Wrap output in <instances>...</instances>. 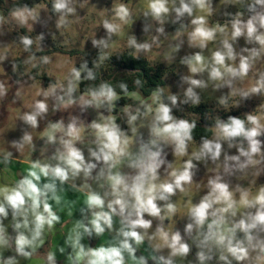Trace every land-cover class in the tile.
<instances>
[{
  "label": "clouds",
  "instance_id": "obj_1",
  "mask_svg": "<svg viewBox=\"0 0 264 264\" xmlns=\"http://www.w3.org/2000/svg\"><path fill=\"white\" fill-rule=\"evenodd\" d=\"M89 10L98 20L88 38L65 39L88 27ZM114 57L149 68L178 60L187 72L176 71L177 92L163 83L144 95V73L121 74ZM33 88L11 130L20 135L5 131L0 149V264H264V0H0V107ZM206 92L211 135L197 141L201 116L176 113ZM13 163L29 167L12 178Z\"/></svg>",
  "mask_w": 264,
  "mask_h": 264
},
{
  "label": "rangeland",
  "instance_id": "obj_2",
  "mask_svg": "<svg viewBox=\"0 0 264 264\" xmlns=\"http://www.w3.org/2000/svg\"><path fill=\"white\" fill-rule=\"evenodd\" d=\"M48 0H43L42 3H47ZM93 2H95V0H93ZM111 0H108V3L110 4ZM140 3H144L145 0H139ZM219 0H214V4L218 3ZM231 11H235L234 8L230 9ZM43 15V13H42ZM81 15H84V12L81 11ZM93 17H96L98 20V14L95 13L94 11L89 10L88 13V17L85 20V24L88 26L83 32L79 31V29L77 28V26H74V29L76 30H69L67 32H65L64 34V38L67 40L72 41L73 43L79 41V42H83L84 40H86L88 38V35L90 34L91 28L94 26V24L96 23V20L93 19ZM214 19H219V20H223V18L219 15L215 16ZM135 31L138 37H140L141 39H143V37L141 36V32H140V25L139 23H137L135 26ZM54 30V29H53ZM167 30L169 32H171L173 29L171 27H167ZM21 33H24L26 30L21 29L20 30ZM40 31H44V29H41L39 26L36 27V31L33 33V36L40 32ZM100 34H103V30H100ZM14 35V34H13ZM9 40L11 39V37L8 38ZM62 37H58V40H62ZM121 39H123V37H121ZM241 45H243V40L240 41ZM46 44L52 49V51H57V52H63V49L59 48V47H55V44L53 43V41L51 40V38L49 37L46 40ZM86 51L91 49V43L90 41L86 44L85 46ZM12 51L14 52V54L16 55V57L19 59L23 54L22 52V48L20 47H16L13 46ZM185 51H187V49H185ZM43 54V53H41ZM82 54V53H79ZM93 55H95V51H93L92 53ZM184 52H181L180 55H183ZM26 55V54H25ZM56 59L58 61H62L64 60V56L60 55L57 56ZM161 65L166 66L163 63H160ZM5 70L8 72L9 75H12L11 73V67H10V63L5 62V64L3 65ZM71 65L69 64L68 67H70ZM169 67V66H166ZM172 68V71L170 73H168V79L167 81H165V83H168L170 85H172V91L173 92H177L178 88L176 87V84L179 80V76L176 74V71L178 70L180 73H186L187 69L183 66H180L177 60V63L173 64L172 66H170ZM67 68H65L64 70H54L51 74V77H49V75L46 73L44 76L40 77L41 81H42V86L47 87L48 83L50 82L51 79L53 78H63L64 73L66 72ZM34 71V70H33ZM16 77L13 76V79H15ZM26 79V77H25ZM39 83V78L37 80V84ZM15 91V89H13V92ZM36 89L33 88L31 89L24 97L23 100L21 101V103L19 104V102L17 103V105H12V104H8L7 105V101L5 102V106L4 107H0V113H3L2 115H0V149L4 148L6 145L3 142V134L5 131H9L8 133H6V137L7 139H13V138H17L20 133L18 131H11L14 128V124H15V117L17 115L18 112H20L21 110H23V104L24 102H28L32 99L34 93H35ZM226 91V90H225ZM216 95H219V93H216ZM204 99L206 100L207 105H210V107H214V101L210 100V94L209 93H204L203 94ZM11 99V93L9 95V100ZM259 103V100H254L252 102H250L249 108L248 109H240V110H236L233 109L232 112H242V111H246V110H251L252 108L255 107L256 104ZM7 105V106H6ZM189 107V106H184ZM7 108V110H6ZM231 112V113H232ZM186 110L185 113L186 114ZM219 113H225L223 111H220ZM183 114V113H182ZM230 114V113H228ZM61 115H64L65 117L67 116V113H57L55 116L50 117L51 119L55 120L58 119ZM91 117H89L90 119ZM19 123V122H18ZM126 126V125H125ZM43 128V122H41V129ZM34 137L38 140L37 141V147H39L42 144V141H39L40 138V132H35L33 133ZM234 151V150H233ZM35 155H38V152ZM172 157L169 156V159H171ZM22 160H26L27 159V150L25 151V154L21 157ZM201 171L197 176V180H199L200 178H202L204 176L205 173V169L203 167V165L200 166ZM259 182L264 183V176H262L259 180ZM192 195H195V193H192ZM178 227L182 228L183 227V222H180L178 224Z\"/></svg>",
  "mask_w": 264,
  "mask_h": 264
},
{
  "label": "trees",
  "instance_id": "obj_3",
  "mask_svg": "<svg viewBox=\"0 0 264 264\" xmlns=\"http://www.w3.org/2000/svg\"><path fill=\"white\" fill-rule=\"evenodd\" d=\"M42 1L43 0H41V2ZM23 2H27V3L31 4L33 2V0H23ZM36 2H40V0H36ZM125 60L127 62H117L115 57L113 58V64H115L116 71H119L122 74L124 72V70H134V69L139 68L144 73V78H146L148 81L147 85L145 86V89L142 90L144 95H148V89L154 88L157 84L165 83V81L162 80V77L164 76L165 73L168 74L172 71L171 67H166V66L161 65V64H158L155 68H149L147 65V62L144 60L135 61V60H132L131 58H127V57H125ZM107 75H108V73H105V76H107ZM126 79H128L129 82L131 81V77H127ZM81 87H83V85ZM127 102H131V101L121 100L119 102V106H123ZM211 109H212V107H210V105H207V104H201L199 107H196V108H191V107L185 108L186 112H194V113H197L198 115L201 116V119L198 122V127L195 131V137H196L197 141L199 140L200 136L203 134H207L209 136L211 135V133H205L204 129H203V125L205 123V121L203 119V114L205 113L206 110H211ZM176 114L178 116L179 115H185L184 113L182 114L180 112H177ZM213 114L215 115L216 113H213ZM230 114L240 115L241 113L240 112H232ZM219 115H221L222 118H226L228 113H222V114L219 113Z\"/></svg>",
  "mask_w": 264,
  "mask_h": 264
},
{
  "label": "crops",
  "instance_id": "obj_4",
  "mask_svg": "<svg viewBox=\"0 0 264 264\" xmlns=\"http://www.w3.org/2000/svg\"><path fill=\"white\" fill-rule=\"evenodd\" d=\"M29 167V165L27 163H23V164H18V163H13V165L11 166V170L8 173L12 178H15V173L18 170H23V169H27ZM75 198V197H73ZM81 200H83V196L81 195L80 197ZM78 216V214H77ZM65 220L68 219L67 216L64 217ZM61 240V233L60 231L57 232L56 235L52 236L51 238V242L53 245H55L56 243H58ZM62 243V241H60ZM93 243H97L96 241H93ZM61 260L63 259L62 257L60 258ZM29 264H43L42 260H40L39 258H34L32 261L29 262Z\"/></svg>",
  "mask_w": 264,
  "mask_h": 264
}]
</instances>
